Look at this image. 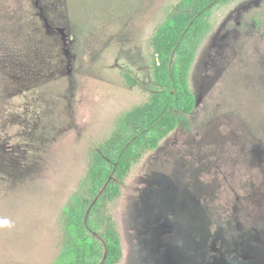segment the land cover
Segmentation results:
<instances>
[{
    "label": "rangeland",
    "instance_id": "1",
    "mask_svg": "<svg viewBox=\"0 0 264 264\" xmlns=\"http://www.w3.org/2000/svg\"><path fill=\"white\" fill-rule=\"evenodd\" d=\"M194 1L0 0V264H64L75 194L78 264H103L111 233L118 264H264V0L192 28L190 128L93 189L119 118L157 91L158 28Z\"/></svg>",
    "mask_w": 264,
    "mask_h": 264
},
{
    "label": "trees",
    "instance_id": "2",
    "mask_svg": "<svg viewBox=\"0 0 264 264\" xmlns=\"http://www.w3.org/2000/svg\"><path fill=\"white\" fill-rule=\"evenodd\" d=\"M224 1L227 0H195L190 12H183L158 28L154 39L157 91L147 102L133 107L119 118L117 131L107 143L108 158L98 154V164L90 168V177L95 183L93 189L110 180L111 175L122 180L145 152L158 148L179 126L187 130L190 128L188 116L194 111L197 99L189 86L188 77L198 45L197 41H192L195 32L191 31L195 25L202 24L203 17L214 4ZM174 53L178 54V60H173ZM126 77L132 84L134 78L131 73L127 72ZM113 186L118 191L115 183ZM74 196L73 202L66 208L70 244L63 248L64 255L68 257L64 264H78L82 256L78 240L82 236L83 209L88 202L87 198H80L78 194ZM70 245L71 250H68ZM122 255L119 236L111 233L107 238L103 264H118Z\"/></svg>",
    "mask_w": 264,
    "mask_h": 264
}]
</instances>
